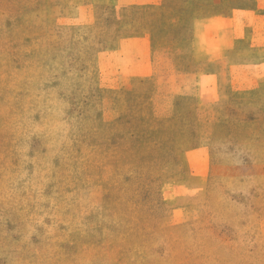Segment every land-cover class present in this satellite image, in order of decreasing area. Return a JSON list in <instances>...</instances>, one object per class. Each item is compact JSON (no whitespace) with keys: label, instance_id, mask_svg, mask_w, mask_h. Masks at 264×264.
<instances>
[{"label":"rangeland","instance_id":"rangeland-1","mask_svg":"<svg viewBox=\"0 0 264 264\" xmlns=\"http://www.w3.org/2000/svg\"><path fill=\"white\" fill-rule=\"evenodd\" d=\"M0 264H264V0H0Z\"/></svg>","mask_w":264,"mask_h":264}]
</instances>
